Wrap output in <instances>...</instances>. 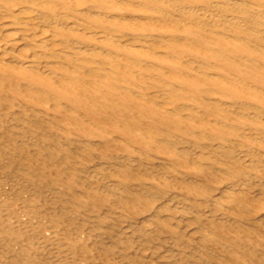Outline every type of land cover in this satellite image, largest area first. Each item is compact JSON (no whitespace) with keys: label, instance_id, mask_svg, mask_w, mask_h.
<instances>
[{"label":"bare ground","instance_id":"obj_1","mask_svg":"<svg viewBox=\"0 0 264 264\" xmlns=\"http://www.w3.org/2000/svg\"><path fill=\"white\" fill-rule=\"evenodd\" d=\"M0 264H264V0H0Z\"/></svg>","mask_w":264,"mask_h":264}]
</instances>
